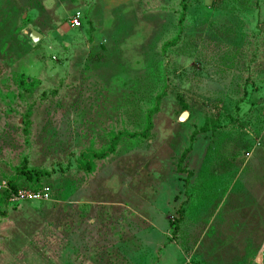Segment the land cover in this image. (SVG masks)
Returning a JSON list of instances; mask_svg holds the SVG:
<instances>
[{
	"label": "rangeland",
	"instance_id": "rangeland-1",
	"mask_svg": "<svg viewBox=\"0 0 264 264\" xmlns=\"http://www.w3.org/2000/svg\"><path fill=\"white\" fill-rule=\"evenodd\" d=\"M40 7L0 5V186L50 193L0 189V264H264V0Z\"/></svg>",
	"mask_w": 264,
	"mask_h": 264
},
{
	"label": "built area",
	"instance_id": "built-area-1",
	"mask_svg": "<svg viewBox=\"0 0 264 264\" xmlns=\"http://www.w3.org/2000/svg\"><path fill=\"white\" fill-rule=\"evenodd\" d=\"M82 13L76 11L68 20L70 29H79L82 26ZM0 189L8 190V199L10 202H21V201H48L50 197L49 189L43 188L37 191H31L27 189L17 190L16 192L9 191L5 183L0 186Z\"/></svg>",
	"mask_w": 264,
	"mask_h": 264
},
{
	"label": "trees",
	"instance_id": "trees-1",
	"mask_svg": "<svg viewBox=\"0 0 264 264\" xmlns=\"http://www.w3.org/2000/svg\"><path fill=\"white\" fill-rule=\"evenodd\" d=\"M152 114H153V112L151 111L149 114H148V116H147V119H146V127H145V129H144V131L143 132H141V133H138V134H133V135H131V138H136V137H141V138H147L148 136H149V132L151 131V128H152V124H151V116H152ZM204 131H207V127H205V128H203L202 130H201V132H204ZM193 136L194 135H192L191 137H190V142H192L193 141ZM114 141L116 140V138H114L113 139ZM114 145V144H113ZM112 147V149H114V147L113 146H111ZM190 150H191V145L184 151V153H183V155L181 156V158H185V156L190 152ZM112 150L110 149L109 151H107V152H104V153H101V154H96V153H94L93 154V157L95 158V159H104L110 152H111ZM84 168H85V166H84ZM84 168H83V165H79V169L80 170H84ZM17 174L18 175H24V176H27L28 178H30V175H29V173L28 172H25V171H20V170H18L17 171ZM18 189L13 185V184H10L9 183V191H12V192H16ZM4 193L7 195V197H8V195H9V193H8V191H4Z\"/></svg>",
	"mask_w": 264,
	"mask_h": 264
},
{
	"label": "crops",
	"instance_id": "crops-1",
	"mask_svg": "<svg viewBox=\"0 0 264 264\" xmlns=\"http://www.w3.org/2000/svg\"><path fill=\"white\" fill-rule=\"evenodd\" d=\"M0 5H9L13 12H23L24 14L21 15L23 18L27 16L25 15V12H32L34 15H39L41 0H3ZM262 229H264V223H262ZM262 261H264V256H262Z\"/></svg>",
	"mask_w": 264,
	"mask_h": 264
},
{
	"label": "water",
	"instance_id": "water-1",
	"mask_svg": "<svg viewBox=\"0 0 264 264\" xmlns=\"http://www.w3.org/2000/svg\"><path fill=\"white\" fill-rule=\"evenodd\" d=\"M29 38L33 43L38 42L40 39H42V36L34 31L33 29H30Z\"/></svg>",
	"mask_w": 264,
	"mask_h": 264
}]
</instances>
